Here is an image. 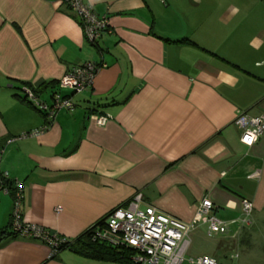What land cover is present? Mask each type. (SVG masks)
<instances>
[{"label": "crops", "instance_id": "crops-1", "mask_svg": "<svg viewBox=\"0 0 264 264\" xmlns=\"http://www.w3.org/2000/svg\"><path fill=\"white\" fill-rule=\"evenodd\" d=\"M84 1L109 22L94 47L63 0H0V174L9 183L0 264H118L67 249L50 259L46 243L10 236L16 182L22 222L70 241L138 193L141 209L184 223L204 199L219 220H240L246 199L249 223L210 238L208 251H192L209 239L206 225L189 235L185 259L222 264L249 246L253 214L264 212V136L248 148L234 124L239 113L264 115V0ZM88 62L104 65L92 87L61 92L75 109L42 136L8 143L47 126L22 84L51 105L59 81ZM91 115L110 120L98 127Z\"/></svg>", "mask_w": 264, "mask_h": 264}, {"label": "built area", "instance_id": "built-area-1", "mask_svg": "<svg viewBox=\"0 0 264 264\" xmlns=\"http://www.w3.org/2000/svg\"><path fill=\"white\" fill-rule=\"evenodd\" d=\"M63 1L78 19L86 42L94 47L103 33L108 31V19L94 13L84 0ZM102 67L104 65L88 62L73 69L59 81V91L53 94L51 105L42 102L30 89L23 88L26 100L46 118L47 126L25 132L16 138L10 139L8 143L37 138L45 134L60 111L72 112L75 109L71 98L63 97L61 92L67 90L76 95L87 92L92 87L95 76ZM90 119L98 127H105L110 120L108 116L96 115H91ZM234 124L240 130V143L248 148L254 146L264 136V115L252 117L239 113L234 120ZM6 180H8V175L0 174L1 189H3V182ZM23 200V184L16 182L10 230L18 237L46 243L50 247L51 258L54 250L60 243L64 242V239H60L55 233L42 227L22 222L21 206ZM143 204L142 195L138 193L125 204L114 208L105 217L103 226L95 230L92 240L106 243L114 248L130 250L132 253L129 260L130 264H183L186 262L185 255L190 245L189 235L196 226L206 225L209 238L226 236L229 234L230 225H236L239 228L247 225L253 211L252 203L243 199L244 218L225 223L213 215L212 202L204 199L196 206L192 222L184 223L158 212L152 207L145 210L141 209ZM57 211L59 212L60 209H57ZM235 258L237 257L231 259ZM188 263L218 264L215 259L208 256L189 259Z\"/></svg>", "mask_w": 264, "mask_h": 264}, {"label": "trees", "instance_id": "trees-1", "mask_svg": "<svg viewBox=\"0 0 264 264\" xmlns=\"http://www.w3.org/2000/svg\"><path fill=\"white\" fill-rule=\"evenodd\" d=\"M184 41L187 42L186 40H184ZM20 88L22 89V95H23L22 99L24 101H26L29 105H30V103L26 100V96L23 93V88L30 89L38 98H39V94L41 93V90L39 89V87H33V86H31L29 84H25V83L22 84V87H20ZM57 89H58V84H57ZM57 91H59V90H57ZM8 184H9L8 180L4 181L3 182V189H8ZM14 192H15V189H14ZM13 196H14V193H13ZM104 220H105V218H103L101 221H99L98 223L93 225L82 236H80L77 240L70 241V240L64 239V242L60 243L57 246V248L54 250V254L50 259L55 258L56 255L60 251L67 249V250H71L75 254H77V255L85 258V259L91 260V261L102 262V263L130 264L129 260L132 256V253L130 250L114 248V247L107 245L106 243L92 240L93 239L92 237H93V234L95 233V230L98 228L100 229L103 226ZM9 234L12 237H18L15 234H13L11 232V230H9ZM60 239H62V238H60Z\"/></svg>", "mask_w": 264, "mask_h": 264}, {"label": "rangeland", "instance_id": "rangeland-1", "mask_svg": "<svg viewBox=\"0 0 264 264\" xmlns=\"http://www.w3.org/2000/svg\"><path fill=\"white\" fill-rule=\"evenodd\" d=\"M252 218L253 222H255V226H253V232L249 239V246L241 247L237 252H233L236 253L237 256L235 259H231L229 256L230 254H228L227 258L221 259L222 264H264V212L254 213ZM212 242L213 240L210 238L202 241L197 240V242L192 245V251L196 253V255H200L208 251L209 248L211 249L213 245ZM186 259L184 264H189V258L186 257Z\"/></svg>", "mask_w": 264, "mask_h": 264}, {"label": "snow or ice", "instance_id": "snow-or-ice-1", "mask_svg": "<svg viewBox=\"0 0 264 264\" xmlns=\"http://www.w3.org/2000/svg\"><path fill=\"white\" fill-rule=\"evenodd\" d=\"M249 142H251V141H249Z\"/></svg>", "mask_w": 264, "mask_h": 264}]
</instances>
